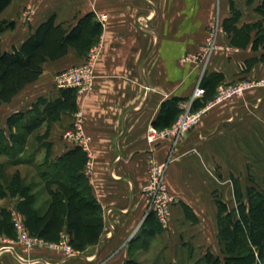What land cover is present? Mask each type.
Returning a JSON list of instances; mask_svg holds the SVG:
<instances>
[{
  "label": "crops",
  "instance_id": "crops-1",
  "mask_svg": "<svg viewBox=\"0 0 264 264\" xmlns=\"http://www.w3.org/2000/svg\"><path fill=\"white\" fill-rule=\"evenodd\" d=\"M88 13L103 25L97 43L101 55L95 89L78 94V107L91 138L84 173L103 209L104 234L99 244L75 256L52 246L59 242L27 248L2 236L0 264H125L130 259L144 264H208L207 253L223 258L220 206L225 204L238 218L233 180L264 178V86L206 109L175 148L169 141L151 146L147 137L163 102L182 98L184 109L191 99L203 66L183 60L204 50L216 19L217 49L204 76L220 75V86L264 81V42L255 46L264 35V0H12L0 14V22L15 23L0 35L10 39L2 48L21 47L50 18L68 28ZM236 14L235 26L247 29L237 35L224 29L225 21ZM85 59L70 48L62 59L47 61L41 77L3 107L12 106L13 115L31 109L41 97L57 98L55 75ZM75 115L62 114L49 138L41 140L49 147L50 162L75 147L58 137ZM169 158L166 184L176 199L170 226L143 244V188L149 164ZM18 201L0 198V211L17 213ZM49 201L45 190L41 200L36 196L34 207L44 213ZM70 238L68 232L62 235V240Z\"/></svg>",
  "mask_w": 264,
  "mask_h": 264
},
{
  "label": "trees",
  "instance_id": "trees-1",
  "mask_svg": "<svg viewBox=\"0 0 264 264\" xmlns=\"http://www.w3.org/2000/svg\"><path fill=\"white\" fill-rule=\"evenodd\" d=\"M11 1L0 0V14ZM237 20V14L226 20L225 31L237 35L247 30L238 29L235 26ZM14 27V22H0V35ZM102 33V23L94 13H88L68 28L57 24L55 18H50L40 24L21 47L12 51L3 50L0 37V109L41 77L47 61L62 59L70 48L76 49L80 56H87L99 42ZM259 42H264V35L256 41L255 46ZM220 78L217 74L203 78L201 85L205 95L203 102L196 101L193 104L194 111L216 96ZM183 102L184 99L178 97L163 102L153 127L160 131L172 127L183 112ZM78 111L77 90L59 89L57 98L41 97L31 109L9 116L6 126L10 135L0 130V145L8 140L23 145L28 137L46 126L44 135L38 137L39 140H45L49 138L51 126L60 120L62 114H76ZM15 131H20V136ZM47 153L49 162V151ZM88 160V153L82 147L75 146L55 161L47 162V170L42 175L50 201L44 213L35 209L36 195L19 172H15L6 185L0 183V198L19 199L15 209L23 217L24 225L32 237L58 243L62 235L68 232L72 235L70 246L77 252H84L87 247L100 243L105 229L103 209L94 197L84 173ZM233 183L238 218L235 219L234 211L225 204L220 206L219 237L223 245V258L207 253L205 259L208 264H264V190L248 186L244 192L239 180L234 179ZM55 186L60 188L55 189ZM162 230L156 217L150 214L142 226V243L146 244L147 239ZM2 236L16 239L13 213L8 209L0 211ZM125 264L144 263L130 259Z\"/></svg>",
  "mask_w": 264,
  "mask_h": 264
},
{
  "label": "built area",
  "instance_id": "built-area-1",
  "mask_svg": "<svg viewBox=\"0 0 264 264\" xmlns=\"http://www.w3.org/2000/svg\"><path fill=\"white\" fill-rule=\"evenodd\" d=\"M220 31L219 19L212 24L207 45L199 56L200 63H204L203 71L198 79L197 85L191 96V99L184 107V112L179 116L172 127L166 130H157L150 128L147 137L148 143L155 146L159 142L169 141L170 145L177 147L186 136L201 121L206 109H210L218 104L235 97H242L245 93L258 86H264V81H241L238 84L222 85L217 89L216 96L206 104L202 110H193V104L202 100L205 95V89L202 87V80L205 75V63L211 54L217 49V35ZM101 55V46L92 47L82 64L73 66L67 70L59 72L54 77V83L57 89H76L78 94H87L95 89L96 83V65ZM64 137L73 145L80 146L84 150L88 149L91 138L84 131V119L82 112H77L74 122L70 128L65 130ZM171 159L164 162H157L152 159L149 164V180L143 188V194L146 201L145 217L153 214L162 229H168L172 218V209L176 202L175 197L168 190L166 184V174ZM13 221L18 232L17 242L27 248L45 246L49 243L36 237H32L24 225V219L17 213H13ZM57 250H62L68 256H75L77 252L70 246L67 240H61L58 244L52 245Z\"/></svg>",
  "mask_w": 264,
  "mask_h": 264
},
{
  "label": "rangeland",
  "instance_id": "rangeland-1",
  "mask_svg": "<svg viewBox=\"0 0 264 264\" xmlns=\"http://www.w3.org/2000/svg\"><path fill=\"white\" fill-rule=\"evenodd\" d=\"M2 36H1V43L3 48H6L7 46H9L10 39L8 37L2 38ZM202 52L187 55L184 58L183 62H190L192 64H198V65L200 64V67L202 68L204 63L201 64L200 60H196V58L199 59V56L201 55ZM207 62L205 63L206 67H207ZM12 110H14L12 106L11 107L5 106L0 109V130L2 129L5 130L7 136H9L10 133L7 130L6 122L9 116L12 115ZM71 126L72 124L69 127L65 128L63 131L65 132V130H67ZM46 129H47L46 126L39 129L31 137H28L26 139V143L23 145L20 143L12 142L11 140H8L7 143L2 142L0 145V183L6 185L11 179V176L15 172H19L22 178L24 179L25 183L32 187V192L36 194L39 200H41L42 194L45 192L44 190L45 180L42 174L47 170L46 164L48 162V158L46 159V155L48 154L47 152L49 151V147L47 148L45 143L40 144L41 140H39L38 137L43 136ZM64 132L62 133L61 131V134L57 136L59 137V140H63V141L65 140L66 144L70 145L71 143L64 137ZM14 133L17 134L18 136H20L21 134L20 131H15ZM47 145L50 146V144L48 143ZM6 150H8V152H6ZM259 160L260 159H258V161ZM258 168L261 169V167ZM254 180L255 181L249 180L248 182L246 181L245 183H241L242 190L246 192L247 184L249 186H256L260 190H264V178L262 179L260 176L258 177L256 176ZM54 188L58 189L60 187L55 186ZM17 239H18V232L16 230V239H15L16 242Z\"/></svg>",
  "mask_w": 264,
  "mask_h": 264
},
{
  "label": "bare ground",
  "instance_id": "bare-ground-1",
  "mask_svg": "<svg viewBox=\"0 0 264 264\" xmlns=\"http://www.w3.org/2000/svg\"><path fill=\"white\" fill-rule=\"evenodd\" d=\"M49 243V242H48Z\"/></svg>",
  "mask_w": 264,
  "mask_h": 264
}]
</instances>
